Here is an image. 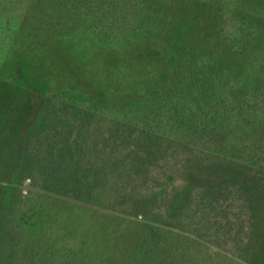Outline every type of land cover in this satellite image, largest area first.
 I'll return each instance as SVG.
<instances>
[{
	"label": "rangeland",
	"instance_id": "obj_1",
	"mask_svg": "<svg viewBox=\"0 0 264 264\" xmlns=\"http://www.w3.org/2000/svg\"><path fill=\"white\" fill-rule=\"evenodd\" d=\"M71 1L53 0L52 5L42 7L35 0L33 17L17 15L22 28L14 34L13 44L0 50L3 85L15 90L23 103L15 121L0 128L9 145L5 150L6 144L0 142V229L8 226L13 212L49 193L45 183L38 180L36 159L29 150L22 166L14 167L12 163L17 133L32 107L29 97L26 99L21 91L9 87L14 84L12 77L18 61H23L31 78L38 83L42 98L66 95L77 103L89 98L97 102L92 105L91 123L81 135L77 132L79 116L76 121L72 119L66 130L75 132L71 141L83 145L80 157L86 159L94 158L103 146L113 145L116 138L108 142L112 120L127 119L129 110L134 114L142 112L144 105L138 104L148 101L171 55L182 56L189 49L209 48L215 51L218 63L223 59L231 60V52L238 47L236 33L243 26L251 36L249 55L251 51L256 61H263L259 54L264 51L261 34L264 0H152V19L144 21L138 36L130 42H127L130 37L127 30L129 25L136 26V14L122 12L120 17L113 19L115 27L127 25L126 30H108L106 27L112 25L110 20L107 22L99 12L91 14L102 27L104 36L90 27L85 12L80 13L79 20L67 17L70 11L65 13L62 7L70 5ZM75 2V7L79 6L74 15L83 7L96 5L95 0ZM254 90L248 94L255 93L264 103V85ZM260 109L264 112L263 105ZM63 123H54L56 126L52 129L59 132ZM156 126L153 129L159 135L153 147L148 143L136 153L127 151L128 155H123L121 141H118L116 153L108 157L111 168L105 171L104 189L100 186L97 189L99 198L89 203L98 213L93 209L89 211L100 215L103 222L100 229L107 233L112 245L100 242L91 263L105 254L109 264H124L132 246H122L118 239L127 234L132 240L136 232L143 229L149 232L148 226L154 224L182 235H192L206 244L205 253L211 257L207 264H264V210L255 212L256 219L252 221L249 213L245 214L244 202L233 199L231 179L246 171L243 156L236 153V146L223 155L217 152L223 137L220 130H208L207 139L194 140L185 135L181 137L179 130L173 132L165 122ZM143 130L152 131V121L136 126L137 134ZM49 134H52L49 129L33 132L30 147L33 148L35 139L38 142L44 136V141ZM230 138H223V142L230 143ZM243 143L239 148L249 146L248 142ZM203 148L210 150L202 151ZM190 157L193 161H189ZM34 164L35 170H32ZM221 188L223 190H219ZM210 189H217L215 194L223 199L222 209L216 217L212 216L213 226L208 223L192 225L189 211L202 198L211 197L208 193L202 195ZM181 193L188 197L186 207L180 212H171V202Z\"/></svg>",
	"mask_w": 264,
	"mask_h": 264
},
{
	"label": "trees",
	"instance_id": "obj_2",
	"mask_svg": "<svg viewBox=\"0 0 264 264\" xmlns=\"http://www.w3.org/2000/svg\"><path fill=\"white\" fill-rule=\"evenodd\" d=\"M34 1L0 0V50L11 46L15 41L14 34L22 28L16 16H27L28 19L33 17ZM38 1L37 5L42 4V7L53 4V0ZM95 2V6L83 7L77 15L73 14L79 6L75 7V0L70 5L63 6L62 10L65 13L68 10L71 12L67 16L71 20L72 17L79 20L80 13L85 12L90 27L104 36L102 27L91 14L99 12L107 22L110 20V24L122 12L131 16L136 14L137 24L129 25L127 32L130 37L127 42L136 39L139 27H142L145 20L152 19V0ZM114 24L106 28H127V25L119 27V24L115 27ZM248 34L246 28L239 27L236 33L238 47H235L234 53L231 52V60L223 59L221 63L216 61L215 51L209 48L189 49L182 56L175 54L168 57L152 95L145 104H138L144 105L141 107L142 112L134 114L133 110H129L127 119L112 120L108 142L116 138L113 145L103 146L92 159L80 157L83 145L74 144L71 140L75 132L66 130L72 119L76 121L79 116L81 120L77 121V132L78 136L81 135L91 123L92 105L97 102L89 98L83 103H77L66 95H55L58 98L45 95L42 98L37 89L38 83L31 78L23 61H18L12 77L14 84L9 87L21 91L26 99L29 97L32 107L29 117L17 133L12 163L14 167L22 166L29 150L32 158L36 159L38 180L45 183L49 193L22 206L18 212H13L8 226L0 229V264H109V257L105 254L96 263H91L96 257L97 245L101 242L100 244L111 247L112 241L106 232L101 231V217L89 211L93 209L98 213L97 209L89 207V203H95L99 198L97 189L100 186L104 189L105 171L111 168L108 157L116 153L119 148L116 147L117 142L121 141L123 155H128L127 151L136 153L142 145L148 143L153 147L159 135L153 126L156 128L159 122H165L173 132L179 130L181 137L185 135L194 140L207 139L208 130H220L223 137L217 145V152L223 155L236 146V153L243 156L241 158L246 164V171L231 179L233 199L244 202L245 214L249 213L254 221L255 212L264 210V112L260 109L264 103L255 93L251 96L248 91H255L256 87L264 85V51L259 54L263 61H256V56L251 51L249 55L251 36ZM261 34L264 36V30ZM108 38L112 39L111 36ZM1 71L0 69L2 129L3 124L9 125L15 121L16 115L22 111L23 103L15 90L5 88ZM218 98L221 101H217ZM150 121L152 131L143 130L137 134L136 126ZM57 122L63 123L59 132L52 129ZM44 129H49L52 134L46 136L44 141V136L38 142L35 139L31 148L29 141L33 132ZM229 136L232 137L230 143L223 142V138L227 140ZM63 137L66 139H62ZM244 141L249 146L239 148ZM0 142L6 144L7 150L9 145L2 131ZM207 150L210 149H202ZM191 159L193 157L189 161H193ZM32 170H35V164ZM106 186H110L108 181ZM216 191L217 189L207 190L202 195L208 193L211 197L202 198L189 211L192 225H214L212 216L216 217L217 212L222 209L220 205L223 200L217 197ZM187 199L185 193L176 195L171 202V212H180L186 207ZM148 227L149 232L146 229L136 232L132 235V240L127 234L118 239L122 246H132L124 264H207L208 258H211L205 253L206 244L192 235H182L162 225L152 224Z\"/></svg>",
	"mask_w": 264,
	"mask_h": 264
}]
</instances>
